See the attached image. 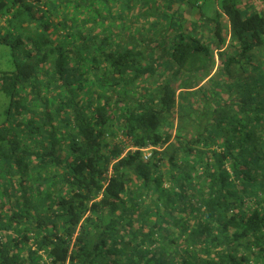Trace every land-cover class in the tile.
<instances>
[{"label": "trees", "instance_id": "trees-1", "mask_svg": "<svg viewBox=\"0 0 264 264\" xmlns=\"http://www.w3.org/2000/svg\"><path fill=\"white\" fill-rule=\"evenodd\" d=\"M104 1L0 0V264H264V0L167 57Z\"/></svg>", "mask_w": 264, "mask_h": 264}, {"label": "rangeland", "instance_id": "rangeland-1", "mask_svg": "<svg viewBox=\"0 0 264 264\" xmlns=\"http://www.w3.org/2000/svg\"><path fill=\"white\" fill-rule=\"evenodd\" d=\"M196 0H133V5L128 12L124 5L125 0H114L111 1V5L113 7V11L118 15V18L115 19L112 28L115 32H119V34L123 37L127 35V37H131L132 35L136 36V39L145 42L146 48L147 46L154 47L157 51V54L161 56H166L164 52V47L166 45L165 42L170 40L167 35L170 33V29L168 28L169 21H173L171 27L177 26L182 28L180 30L184 35H188L191 31L190 29L194 28V24L190 22L194 21V19H188L191 17H195V13L201 11L206 13L208 22L207 24L199 23L198 31L200 32V28L213 26L215 22L218 23L219 17L215 15V9H220L222 6L223 0H198L199 3L195 4ZM263 0H241L242 2L252 3L253 6L258 7L260 2ZM110 0H106L104 2H100L99 8L101 10V18L99 23H102L103 20L105 22L106 15L108 13L109 6L106 3ZM240 3V0H239ZM238 3V4H239ZM174 7L176 10H174ZM174 10V11H173ZM191 14V15H190ZM188 19V20H187ZM156 21V22H154ZM205 21V19H204ZM167 22V23H166ZM122 23L124 24L122 26ZM196 23V22H195ZM190 24H192L190 26ZM190 26V27H189ZM190 30V31H189ZM194 30V29H193ZM195 31V30H194ZM197 31V30H196ZM192 32V31H191ZM194 33V32H192ZM223 36L225 39L224 47L228 46L227 50H232L233 47H230L229 44V27H225L223 30ZM200 44H203L202 42ZM143 46V45H141ZM208 50V48H207ZM211 52V49H209ZM208 55V53H207ZM162 59H164L162 57ZM161 59V60H162ZM167 60V59H166ZM165 60V61H166ZM163 61V60H162ZM164 61V62H165ZM163 62V63H164ZM219 63L218 55L215 53L214 55V65L209 70L214 73V70ZM11 65V53L9 51L8 46L0 44V72L9 71L12 69ZM10 81H0V124L4 120V111L8 105L9 98L2 90V87H9ZM119 122H113L110 126V132L107 130L106 139L109 141H114L117 138H123L119 128ZM2 182V177H0V183ZM45 190V189H44ZM146 198L148 197H142ZM157 246L153 247L154 249Z\"/></svg>", "mask_w": 264, "mask_h": 264}, {"label": "built area", "instance_id": "built-area-1", "mask_svg": "<svg viewBox=\"0 0 264 264\" xmlns=\"http://www.w3.org/2000/svg\"><path fill=\"white\" fill-rule=\"evenodd\" d=\"M149 155H150V152H149V151H146V152H145V157H147V156H149ZM44 261L46 262V264H50L49 259H47V258H45V257H44Z\"/></svg>", "mask_w": 264, "mask_h": 264}, {"label": "clouds", "instance_id": "clouds-1", "mask_svg": "<svg viewBox=\"0 0 264 264\" xmlns=\"http://www.w3.org/2000/svg\"><path fill=\"white\" fill-rule=\"evenodd\" d=\"M44 257H45V256H43L42 262H43L44 264H46V262L44 261ZM45 258H46V257H45ZM47 259H48V258H47Z\"/></svg>", "mask_w": 264, "mask_h": 264}]
</instances>
